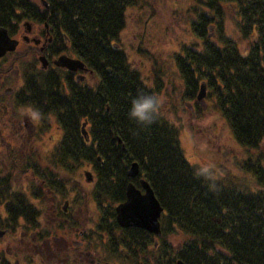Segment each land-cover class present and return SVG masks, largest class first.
<instances>
[{"label": "trees", "instance_id": "obj_1", "mask_svg": "<svg viewBox=\"0 0 264 264\" xmlns=\"http://www.w3.org/2000/svg\"><path fill=\"white\" fill-rule=\"evenodd\" d=\"M0 1L5 21L12 15L14 0ZM197 1L190 26L200 42L177 53L173 60L180 74L178 85L184 87L178 88L176 107L181 109L192 101L204 83L203 102L195 101V108H212L227 121L242 154L245 178L235 185L195 169L183 156L177 128L162 109L149 126L129 119L132 99L140 94L160 95L163 77L155 75L148 81L140 70L124 65L117 50L103 43L122 27L123 0L68 2V21L85 23L88 33V43L76 37L78 52L89 66H108L115 79L103 75L99 118L93 115L92 88L84 86L82 92L68 96L67 108L61 109L67 113V121L62 119L66 135L59 148L75 155L59 157L52 164H70L83 150L85 161L97 166L78 129L81 118L88 117L96 140L94 127L100 119L96 128L101 137L96 145L102 158L97 175L103 182H115L121 190L129 180L125 175L128 166L134 161L138 164L164 209L162 235L170 230L179 234L176 258L184 264H264V0ZM227 15L231 26L225 22ZM104 104L109 106L107 111Z\"/></svg>", "mask_w": 264, "mask_h": 264}, {"label": "flooded vegetation", "instance_id": "obj_2", "mask_svg": "<svg viewBox=\"0 0 264 264\" xmlns=\"http://www.w3.org/2000/svg\"><path fill=\"white\" fill-rule=\"evenodd\" d=\"M135 1L123 0L121 16ZM68 2L14 0L12 15L3 21L5 15L0 14V28L15 43L11 51L0 56V127L9 130L8 136L0 130V143L16 142L14 151H9L8 145L0 151V264H177L181 261L176 258L180 247L164 241L168 233L162 235L164 209L160 203L159 235L117 223L115 208L125 201L126 185L131 183L143 193L139 182L145 179L138 168L132 178L125 173L129 180L121 190L113 181L100 180L97 171H101L102 154L96 145L101 137L96 128L100 119L94 127L96 140L88 117L81 118L78 129L97 166L85 162L83 150L79 151L77 166L71 167L54 166L52 159L73 157V151L54 154L37 150L36 143L44 141V134L37 132L33 116L27 111L43 118L45 129L53 115L61 130L60 142L66 135L62 119L67 121V113L61 109L67 108L68 96L82 92L84 86L92 88L93 115L99 118L103 75L115 79L108 66H89L78 52L76 37L88 43V33L85 23L72 25L68 21ZM121 30L104 38L103 43L117 50L129 67L116 48L120 46L116 39ZM61 55L80 60L86 70L55 65ZM90 78L94 79L93 85ZM103 108L107 111L109 106L104 104ZM82 124L87 141L80 132ZM110 138L117 140L115 136ZM85 171L90 173L88 181Z\"/></svg>", "mask_w": 264, "mask_h": 264}, {"label": "rangeland", "instance_id": "obj_3", "mask_svg": "<svg viewBox=\"0 0 264 264\" xmlns=\"http://www.w3.org/2000/svg\"><path fill=\"white\" fill-rule=\"evenodd\" d=\"M197 5V0H136L123 11L121 16L123 26L121 25V33L116 39L120 46L116 48L120 56L125 57L130 66L140 70L142 75L153 79L155 75L163 77L160 96L165 98V104L162 111L177 128L179 146L185 159L200 172L210 173V176L224 183L232 181L231 183L237 185L245 178L240 163L242 154L224 117L204 105L195 108V98L188 102V106L186 104L181 109L176 107L181 86L178 85L180 74L173 65V60L177 53H183L193 44L200 42L190 26L196 17L193 9H197ZM224 11L230 13L228 8ZM225 22L231 26L228 15ZM164 76H167V79ZM88 81L93 85V78ZM171 87L174 88V92L171 91ZM27 113L33 116L37 132L44 134V141L36 143L37 150L48 153L53 151L54 154L55 151H61L59 148L61 141H58L61 130L57 128L55 117L50 116V126L45 129L42 127L45 124L43 118L30 110ZM0 130L2 134L9 135V130L2 127ZM6 145L9 146V151L16 149V142L4 141L0 143V151H4ZM54 159L58 162V157H53L52 161ZM72 163H67L66 167L77 166V160H72ZM234 176L237 177V181ZM166 241L177 245L179 242L177 231L170 230Z\"/></svg>", "mask_w": 264, "mask_h": 264}, {"label": "water", "instance_id": "obj_4", "mask_svg": "<svg viewBox=\"0 0 264 264\" xmlns=\"http://www.w3.org/2000/svg\"><path fill=\"white\" fill-rule=\"evenodd\" d=\"M14 41L10 40L6 36V32L3 28H0V56L5 51H11L14 48ZM55 65L64 67L69 70L81 69L86 70L83 62L77 59H72L64 55L59 56L55 61ZM204 84L199 85L196 93V100L201 102L204 96ZM80 132L84 139L87 141L88 137L84 130V125L80 127ZM138 172V164L134 161L131 162L126 175L129 178L134 177ZM86 181L89 180L90 173L85 171L84 173ZM140 185L143 189V193H140L134 188L131 183H128L125 187V201L118 204L115 208L116 220L120 226H136L146 229L156 235H159L158 218L162 212V208L159 205L151 187L146 180H140ZM177 264H183L178 261Z\"/></svg>", "mask_w": 264, "mask_h": 264}, {"label": "clouds", "instance_id": "obj_5", "mask_svg": "<svg viewBox=\"0 0 264 264\" xmlns=\"http://www.w3.org/2000/svg\"><path fill=\"white\" fill-rule=\"evenodd\" d=\"M164 104L165 98L160 95L140 94L131 101L129 119L139 125L149 126L156 122Z\"/></svg>", "mask_w": 264, "mask_h": 264}]
</instances>
